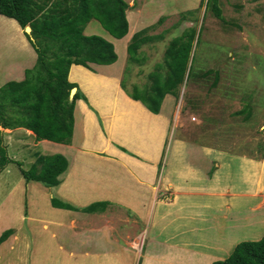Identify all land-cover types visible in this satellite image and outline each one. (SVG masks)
Listing matches in <instances>:
<instances>
[{
	"label": "crops",
	"instance_id": "obj_1",
	"mask_svg": "<svg viewBox=\"0 0 264 264\" xmlns=\"http://www.w3.org/2000/svg\"><path fill=\"white\" fill-rule=\"evenodd\" d=\"M128 2L127 45L135 32L158 21L143 24L141 10H151L153 1L138 11H131L135 0ZM92 21L85 28L86 34H97ZM25 32L16 19L0 14V88L10 81H22L26 69L36 63L37 52ZM127 45L113 64L71 66L69 79L85 96L76 101L71 143L37 140L29 129L0 125V145L9 155L14 153L11 159L18 160L13 147L31 153L29 140L33 145L55 149L51 154L60 153L68 159V168L57 186L32 185L23 176L8 184L5 205L17 197L21 205L27 203L30 212L31 206L38 210L44 197L52 207L51 216L43 223H32L28 213L17 228L8 227L15 232L0 245V264L10 260L21 264H127L129 260L128 264H134L137 251L142 253L139 264H212L225 258L218 251L229 237L244 234V230L261 232L264 162L254 153L250 156L203 142L204 133H197L199 127L184 125L180 118L174 125L177 103L172 94L165 96L158 114L130 97L121 85L128 61ZM122 57L125 64L119 67ZM176 126L179 129L172 139V128ZM233 158H237L236 172L243 185L239 190L233 182ZM20 185L25 189L18 196ZM54 198L78 209L57 207ZM239 198L243 211L235 209ZM101 202L104 205L96 212L83 210ZM228 210L236 214L229 217L232 230L226 234L216 219L219 215L226 218ZM119 220L138 228L126 235L144 239L142 247L118 236ZM162 220L168 223L161 226ZM36 223L44 238L35 239L32 228ZM183 223L192 225L184 230L192 232V237L179 244L169 242L176 237L171 233L161 237L168 226L175 224L177 230ZM157 227L160 229L150 234ZM198 230L204 235H197ZM122 238L124 247L118 245ZM159 245L164 252L155 250Z\"/></svg>",
	"mask_w": 264,
	"mask_h": 264
},
{
	"label": "trees",
	"instance_id": "obj_2",
	"mask_svg": "<svg viewBox=\"0 0 264 264\" xmlns=\"http://www.w3.org/2000/svg\"><path fill=\"white\" fill-rule=\"evenodd\" d=\"M201 6H205V13L211 12L224 21L221 0H202ZM129 8L128 0H0V14L16 19L23 29L27 25L31 27L32 31L25 33L37 52L36 63L26 69L22 81H10L0 88V125L29 129L37 140L71 143L76 101L85 97L78 84L69 79L71 66L109 65L118 59L112 41L98 34H86L85 28L96 20L113 37L124 38L129 32ZM165 18L160 17L156 23L132 35L127 45L128 61L121 81L122 88L130 97L140 100L155 114L160 112L167 94L179 97L185 79L191 74L195 60L193 52L200 40L199 35L195 42L197 24L194 22L170 40L165 62L156 63L147 75V82L143 85L132 83L130 89L128 77L132 63L139 65L145 62L143 46L163 39L166 30L156 34L150 32ZM186 19L183 13L181 21ZM210 74L215 75L216 84L218 71L209 69L203 77ZM73 87L77 91L71 99ZM235 114L245 115V120L250 117L243 109ZM202 132L206 131L200 125L197 133ZM9 162L17 163L27 182H41L47 187L59 185L60 175L68 168V159L60 153H37L35 162L26 169L20 161L11 159L6 148L0 145V166ZM53 202L61 208L78 209L58 198ZM102 205V202L94 203L83 210L96 212ZM14 232V228L4 230L0 234V245ZM212 264H264V235L258 240L239 242L226 258L214 260Z\"/></svg>",
	"mask_w": 264,
	"mask_h": 264
},
{
	"label": "rangeland",
	"instance_id": "obj_3",
	"mask_svg": "<svg viewBox=\"0 0 264 264\" xmlns=\"http://www.w3.org/2000/svg\"><path fill=\"white\" fill-rule=\"evenodd\" d=\"M151 1H153L151 10H141L145 17L144 26L165 16L164 21L158 24L150 33L156 34L166 31L162 40L159 39V41L143 46L142 51L146 56L145 62L140 63L141 65L132 63L133 68L128 77L130 87L132 83L143 85L147 82V75L155 68L156 63L161 62L159 64H163L165 62V51L170 44V40L180 35L186 27L193 25L195 22L197 24L195 42H197L199 35L200 40L193 52L192 57L195 60L191 74L189 78L185 79V84L180 89L179 97H175L177 105L175 107L174 125L179 118L180 122L187 126L195 125L199 127L203 125L206 131L202 132L204 133L201 137L203 142L223 149H234L250 156L254 153L257 158L262 160L261 162H264V0H221L223 16L225 17L224 21L218 19L211 12L205 13V6H201L202 0H135V7L131 11H138L143 6H148ZM194 9H197V11ZM183 13L187 18L184 22L181 21ZM91 25L95 26V31L98 35L112 39L118 55H122L127 45L125 38L117 39L111 36L96 20H93ZM124 62L125 59L122 57L117 66H123ZM209 69H216L219 73L216 84H214V74L203 77V74ZM241 109L245 111L246 115L250 116L247 120H245V115L235 114L236 111ZM172 129L173 139L179 128L176 126ZM31 142L33 141L29 140L31 153L27 149L21 152L20 147H13V151L17 153L18 160L22 162L23 167L26 169L31 167L37 153L51 154L55 150L46 149L44 144L36 146ZM9 151L11 150L9 149ZM10 154L13 155L14 153L10 152ZM12 155L8 154V156ZM31 156L33 158L30 160ZM233 159L235 171L233 182L235 188L239 190L243 185L236 172L239 170L237 160H235L237 158ZM20 177L22 175L17 163L9 162L5 166H0L1 231H3L2 227L5 229L8 227L17 228V225L26 220L28 213L32 223L38 220L43 223L45 218L48 219L51 216L50 207L52 205L50 200L46 201L44 197H42L40 205L37 206L38 210L31 206L30 212L28 211L27 203L21 205L20 201L16 199L17 197L9 205H5L7 198L5 194L9 190L8 184L16 183ZM25 182L27 181L25 180ZM29 183L40 187L45 186L41 182L36 181H30ZM20 186L17 193L18 196H21V192H24L22 189H25V186ZM26 208L27 214L25 213ZM243 208L242 198H239L236 201L235 209L243 211ZM223 212L225 213L224 209ZM262 213H264L263 209ZM226 214V218L219 215L216 220L226 234H229L232 230V223L229 217L236 213L228 210ZM120 221L123 220H119L117 224L120 238L121 236L125 238L127 237L126 233L128 234V232L138 229ZM167 223L168 220H162L161 226ZM184 224L177 226V230L173 227L176 226L175 224L168 226L162 231L161 237L163 238L171 233L176 237L175 239H170L169 242L174 244H179L184 238L192 237L194 235L192 232H184L185 229H190L189 227L192 225L189 224L188 227ZM159 229L160 227L154 230L151 229L150 234L153 231L157 232ZM32 230L33 235L36 237L35 239L44 238L45 235L39 229L38 223L33 224ZM197 235L202 236L204 233L198 230ZM263 235L264 222L261 223L260 233L255 234L254 231L248 230H244V234L238 232L237 236L229 237L224 241L222 244L223 248L218 251L220 253L219 256L226 258L241 240H252L250 238H258ZM123 238L118 243L122 247L125 246ZM142 240L144 239L139 236L133 239L128 238V242H136L137 248L142 247ZM155 250L164 252L163 246L160 245ZM140 252L137 251L134 264L141 262L142 253L140 254ZM128 262L129 260L127 264ZM15 263L21 264L14 260L8 262V264ZM142 264L144 263L142 262Z\"/></svg>",
	"mask_w": 264,
	"mask_h": 264
},
{
	"label": "water",
	"instance_id": "obj_4",
	"mask_svg": "<svg viewBox=\"0 0 264 264\" xmlns=\"http://www.w3.org/2000/svg\"><path fill=\"white\" fill-rule=\"evenodd\" d=\"M28 33H30L32 31L31 27L29 25L26 26V29H25ZM77 88L76 87H73L72 91H71V95H70V98L72 99L75 92H76Z\"/></svg>",
	"mask_w": 264,
	"mask_h": 264
},
{
	"label": "clouds",
	"instance_id": "obj_5",
	"mask_svg": "<svg viewBox=\"0 0 264 264\" xmlns=\"http://www.w3.org/2000/svg\"><path fill=\"white\" fill-rule=\"evenodd\" d=\"M26 29V28H25ZM77 91V90H76Z\"/></svg>",
	"mask_w": 264,
	"mask_h": 264
}]
</instances>
